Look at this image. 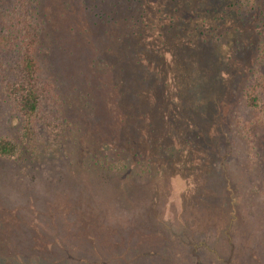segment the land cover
<instances>
[{
	"label": "trees",
	"instance_id": "obj_1",
	"mask_svg": "<svg viewBox=\"0 0 264 264\" xmlns=\"http://www.w3.org/2000/svg\"><path fill=\"white\" fill-rule=\"evenodd\" d=\"M262 1L84 0L93 20H86L81 30L90 34L82 45L96 54L91 59L96 69L87 76L94 77L99 69L111 71L115 92L127 106L120 111L128 122L121 131L128 134L120 145L114 142L116 134L111 137L114 143L80 141L79 158L89 156L80 165L94 163L108 172L121 167L116 176H122V183L132 181L129 175L140 165L139 174L146 173L158 187L157 180L166 182L179 200L205 199V211L222 221L215 233L230 236L238 246L235 264L259 263L258 245L241 223L240 207L233 198L227 201L231 193L227 179H213L214 163L194 158L197 149L220 139L226 110L239 106V101L264 123ZM9 2L10 8L0 13V91L19 126L18 134H0V156L5 158L18 157L25 145H37L47 132L63 136L66 113L72 111L73 117L101 113L104 99L103 82L82 81L69 96L60 88L58 75L42 67L41 52L58 48L56 37L62 38L59 31L54 40L50 38L54 31L45 25L42 0ZM71 77L73 82L78 76ZM261 145L264 148V142ZM109 154L113 156L107 163ZM162 251L148 255L161 260L156 253L163 256Z\"/></svg>",
	"mask_w": 264,
	"mask_h": 264
},
{
	"label": "rangeland",
	"instance_id": "obj_2",
	"mask_svg": "<svg viewBox=\"0 0 264 264\" xmlns=\"http://www.w3.org/2000/svg\"><path fill=\"white\" fill-rule=\"evenodd\" d=\"M9 5L0 0V13ZM262 5L264 42V0ZM41 12L47 28L54 31L50 38L54 40L58 31L62 34L61 40L56 37L58 48L52 45L48 53L41 52L44 70L58 75L60 88L69 96L82 81L103 82L104 99L101 113H66L63 136L47 132L37 145H25L18 157L0 156V264H235L238 246L230 236L215 233L222 221L205 211V199L179 200L166 182L157 180L158 187L146 173L139 174L140 165L126 183L116 176L121 167L108 172L94 163L80 165L89 159L88 154L79 158L80 141L108 143L116 134L114 142L120 143L128 134L121 131L128 122L120 111L127 106L115 92L111 71L99 69L94 77L87 76L96 69L91 60L96 54L82 45L90 34L81 30L86 20H93L84 0H42ZM72 26L78 29L75 33L67 29ZM71 76L78 77L72 82ZM239 102L233 110L224 109L220 139L197 149L194 159L214 163L213 179H227V201L233 198L240 207L241 223L258 245L257 264H264V123ZM18 126L16 113L0 91V134H18ZM112 156L105 157L107 163ZM159 249L164 259L159 252L161 260L148 255Z\"/></svg>",
	"mask_w": 264,
	"mask_h": 264
}]
</instances>
